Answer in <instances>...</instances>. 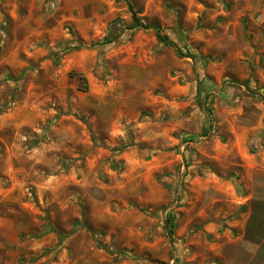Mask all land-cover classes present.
I'll return each mask as SVG.
<instances>
[{"label":"rangeland","instance_id":"obj_1","mask_svg":"<svg viewBox=\"0 0 264 264\" xmlns=\"http://www.w3.org/2000/svg\"><path fill=\"white\" fill-rule=\"evenodd\" d=\"M0 264H264V0H0Z\"/></svg>","mask_w":264,"mask_h":264},{"label":"trees","instance_id":"obj_2","mask_svg":"<svg viewBox=\"0 0 264 264\" xmlns=\"http://www.w3.org/2000/svg\"><path fill=\"white\" fill-rule=\"evenodd\" d=\"M132 11V19L134 28H143V29H154L157 33L159 40L163 43L169 44L168 37L166 35L161 34V26L156 22H147L144 18L138 15V11L134 10L133 6H130ZM115 40L114 36H111L107 40L104 41L105 44L111 43Z\"/></svg>","mask_w":264,"mask_h":264}]
</instances>
